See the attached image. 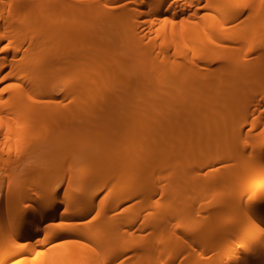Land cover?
Instances as JSON below:
<instances>
[{"label": "bare ground", "instance_id": "1", "mask_svg": "<svg viewBox=\"0 0 264 264\" xmlns=\"http://www.w3.org/2000/svg\"><path fill=\"white\" fill-rule=\"evenodd\" d=\"M0 44V264L16 257L14 264H128L113 260L122 251H101L98 238L116 240L133 227L149 229L127 245L135 257L153 236L173 239L171 251L189 245L182 242L190 227L181 224L182 235L163 230L172 225L169 218L191 224L201 216L192 202L177 206L175 193L184 185L196 192L201 181L179 167L203 151L198 147L207 138L187 135L196 129L210 136L209 149L231 148L227 156L240 164L220 174L240 189L234 197L245 199L229 225L226 218L207 217V231L233 237L216 248L211 264H264V173L258 167L264 136L258 143L259 130L253 132L262 126L264 133V0H0ZM233 109L239 118L231 124ZM158 110L166 122L157 121L168 131L151 137L160 128ZM213 111L222 114L220 129L189 123ZM121 122L127 125L120 128ZM39 128L48 133L23 147ZM55 130L65 135L58 139ZM32 153L39 163L22 167ZM71 155L67 167L77 169L67 177V190L61 164ZM163 163L175 169L160 208L153 198L161 182L155 171ZM31 168H41L33 186L20 176ZM247 168L257 169L247 176L253 185L244 176ZM165 244L153 264H169ZM188 258L186 264H209L201 252Z\"/></svg>", "mask_w": 264, "mask_h": 264}, {"label": "rangeland", "instance_id": "2", "mask_svg": "<svg viewBox=\"0 0 264 264\" xmlns=\"http://www.w3.org/2000/svg\"><path fill=\"white\" fill-rule=\"evenodd\" d=\"M121 7H122L121 5H119V7H113L114 8V11H115V16L116 17H118L119 14L121 13L120 12V11H122ZM112 28H114V26H112ZM117 50H119V52L121 51V53H122V50L121 49H117ZM125 55L126 56H130L129 54H125ZM121 79H123V77L121 78V75H120V78L117 80V82H119V80H121ZM117 85H118V83H117ZM121 91L123 92L124 90L121 89L119 92H121ZM123 94H124V92L121 95H123ZM251 107H252V105H251ZM179 110H177V111H179ZM235 110H234L235 113H233L232 110H231L232 111L231 114H228L227 113L228 116L234 114V115H232V118L233 119H228L229 121L230 120L233 121V123H235L236 122V119L239 118V116H238L239 111L238 110L235 111ZM158 111L160 112V114L158 113V116H157V113L155 114L156 121H157L158 118H160L161 120H163L164 122H166L165 121L166 119L163 116H161V113H163L164 111L163 112L160 111V110H158ZM257 113L258 112H256L255 115ZM172 117H174V116H172ZM230 117L231 116H229L228 118H230ZM174 118L176 119V117H174ZM221 118H222L221 112H214L213 111V112H207L205 114H198V115H196V118H195L197 120H195V119L193 120V118L192 119H189V123L192 126V125H194L196 123L195 121H197L198 123H201L202 125H204L203 121H206V123L210 125L211 130L214 131V130H217V129H220L221 127H223V126L220 125L221 124ZM161 120H160V122H161ZM228 120H226V128L229 130L231 128V126H232L231 125L232 122L230 121L231 124H228V122H229ZM175 121L176 120H174V123H172L171 125H177L178 122H175ZM158 122L159 121H157L155 123L160 124V128H157V131L155 129L156 127H154V129L152 128L153 130L150 128L152 130V132L153 131L159 132L160 130L162 132V130L164 129L163 126L165 125V123L161 122V123L164 124V125L161 126V123H158ZM217 122H219V123H217ZM126 123H127V121H126ZM170 123H171V121H170ZM119 125H121V126H119L120 128H124L127 124H125V122H121V124H119ZM218 125H220V126L216 129V127ZM155 126H156V124H155ZM157 127H159V125ZM167 127H169V126L167 125ZM167 127H166V129H164L165 132L168 131L167 130ZM173 128H171V129H173ZM189 128H191V127H189ZM261 128H262V126H258V127H256V128L253 129V132L254 131L255 132L256 131L258 132V130H259V133H257V134H260L259 135V138H258L259 139L258 143L261 142V140H262V138L264 136L263 130ZM158 129H160V130H158ZM118 130L119 129H117L116 131H118ZM55 131H56V137L58 139H61V137L65 135V132L64 131H61V130H55ZM34 132L35 133H33L32 135H29V137L26 138V139H28V142L27 141L26 142L24 141V143L22 144L23 147L26 146V145H29L31 143V142H29L30 138L33 139L36 136H40L43 133H48L43 128L36 129V130H34ZM120 132H123V129H121ZM124 132H125V130H124ZM120 134H122V133H120ZM149 134H151L150 131H149ZM187 135L190 136L188 138H192V139H195V137H200V136H203V137H205L207 139H208V137L210 138V136H208V133H206L203 129H199V130L196 129L193 132L192 135H190V134H187ZM99 136H101V137H99ZM104 136H106V134H104V133L97 135V137H98L97 140H99V138H100L99 141H101V139L103 140V138H105ZM151 137H155L154 132H153V134H152ZM207 139H205V141L200 145V147H198L199 150H200V148H202V150H203V151L201 150L202 153H197L195 155V157L192 158V161L190 160L189 162H187L188 164L185 162L186 164L184 165L183 162H182L181 163L182 165H179V167L180 166L181 167L182 166H185V167H183V170H186V171L187 170H190V171L194 172V174L195 173L198 174V176L201 179V181L199 180L200 183L198 182L199 185L197 184V186H196L198 189L195 188V190L197 189L196 192H194V190H193V192L186 191V189L184 188V186H185L184 185V186H181L182 188H179L175 192V193H177L176 196L179 199L177 206H181V205L184 206V205H186L187 202H190V203L192 202L193 205H194V207L196 205H197L196 207H199V206L201 207V209H202L201 212H200L201 213V216L202 217L205 216V217L202 218L200 216L199 219H197V221L189 224V223H185L184 221H183V223H181L180 220H178V219H170L167 216L169 218V223L172 222V225L170 224V225H168L169 227L167 226L168 227L167 230L169 229L168 230L169 232L167 230H166L167 231L166 232L165 229L163 230L164 235L165 234L166 235H168V234H171L172 235V233H174V232H172L173 230H175L179 234L181 233V235H182L183 234L182 233L183 232L182 231L183 228L184 227H190V229H192L193 232L192 233H185V237L183 238L185 240H183V241H186V240L187 241L186 242H182V244L184 243V245H185V243L187 244L188 241L191 242V243L190 244L188 243L189 245H185L183 247H175V248H172V251H171V247L168 244H170L169 241L170 240H173V239L169 238V240H167L168 239L167 238L166 240H162V241L158 242V241H156V238H154V236H153L152 237L153 240L151 241L152 244H150L151 246L149 245L148 246L149 248L147 250H146V248H144L143 250L141 249L140 251L138 250L139 252H141V251L142 252L140 254L139 253L136 254V257H135V256H133L134 254L131 255V253H133L134 251H132V249H128L127 248V245H129V243L131 241L139 240V238L142 235V233H146L147 231H149V229H146V231H145V230H142V229H138L136 227H133L131 230H129V232H126L124 234V236L121 235L118 239L112 240V241H106L105 238H104V236L103 235H100L101 238L100 239L98 238V240H99L98 242H99V244H101V246H99L100 249L102 247L101 251H108V252L122 251L123 253L120 252L121 254L119 253L120 255H118L117 257H115V259H113L114 261L115 260L117 261L118 259H120L122 257V259H125V261L128 264H145L146 262L148 264L150 262L153 264V263H155V261L158 260L157 257L160 256L161 254H163L164 251H166L165 250L166 249L165 248L166 246H164V248H163V245L168 242L165 245H168L170 247V250L167 249V251L169 250V251L172 252V256L169 259V264H184V263L186 264L188 262V260L186 261V259H189L188 256H190L191 254H195L196 255V253L198 255V254H200V252L202 253V258H206L208 260L209 264L213 263L217 259L218 255L215 252L216 251V248L218 246H224L227 242L232 241L233 240V237L231 235H229L227 237H221L215 231H207L208 228L207 229L204 228V226L206 225L204 223H205V221L208 218L211 217V216H209L210 214L211 215L214 214L215 217L217 216V218H219V217H220V219L221 218L222 219L226 218L225 220L227 221V224L229 225L230 224L229 221L234 219V215L236 213H238L239 210L241 211L242 205L245 204V201H244L245 199L242 198V197H240V198L234 197V195L237 192H239L240 189L235 188V185L234 186L232 185L233 183L230 184L231 182H229V180L227 181V179L225 178L226 177L225 175H221L220 174L222 171H224L226 169V167L229 168V172L228 173H234L235 170H236V168L240 164V163L237 162L238 161V158L237 159L235 158L237 161L235 159H230L232 157L229 158L227 155L231 156L229 154V153H231L230 151H232L231 148L228 147V151H226L227 148H225L224 146H222V144H217V145H215L213 147L211 146V148L209 149V147H207V142H206ZM146 140L148 141V139H146ZM10 141H11L10 144H9V141H8L7 144L10 145V146H12L13 143H14L13 138H10ZM158 142H159V144L161 143L160 141H158ZM147 143H146V145H147ZM160 147L162 148L161 144H160ZM162 154H163V156H165L164 154H166V153L162 152ZM244 154H245V156H244ZM242 155H243V157H245L244 160H246L248 158L247 156L249 155V151H247L246 149H244L243 152H242ZM27 157L29 159L28 160H25L22 163V167L23 166L24 167L27 166L29 168L33 164H36V163L38 164L39 163V160L40 159L37 160L38 157H36L35 154L32 153V154H30ZM165 158L166 157H162L161 159H159V157H157L156 160L157 161L162 160L161 162H163V160ZM167 158H168V156H167ZM48 160L49 159H45L44 162L47 163ZM71 160H75V156L74 155H71L69 158L63 160V163L61 164V165H63L62 167H65L67 169L66 172H65L64 177L61 179L62 185L65 188H67V190H70V188L68 187V183H67V181H68L67 177H68L69 174L76 172V169H77L76 166L71 167V169L69 167H67V164ZM165 162L166 161H164V163ZM168 162L171 163V161H168ZM236 162H237V164H236ZM157 163H159V162H156V164ZM164 163H163V166H161V167L158 166L160 170H158L157 165L155 166V168H153V169H156L157 168V170L155 171L156 172L155 175H157L158 177L161 178V182H159L160 184L155 185V188H157V192L155 194V197L153 198L154 200H157L158 202H159L158 199L161 200V202L159 203L160 205H158V206H160V208H164L165 203L163 205H161V204H162V201L163 200L165 201V198L167 197V193H168V191L166 192V190H167L166 189L167 188L166 184H168L167 180L171 177V175L173 173V169H175L173 167L174 165L171 166V167H173V169H171L170 167L166 166ZM159 164L162 165V163H159ZM164 165L166 166L165 169H164ZM175 165H178V164H175ZM1 166H2V161H0V167ZM162 167H163V170H161ZM258 167L262 170V173H264L263 172L264 171V163L261 164ZM247 169L245 170V173L244 174H246V175H244V176L248 180V177H250L249 174H251V173H249V171L251 169H249V168H247ZM252 169L253 170H251V172L253 171V173L255 172L254 169L257 171L256 168H252ZM33 170L34 169L31 168V172L29 174H23L24 172H22V174L20 175L21 176V182H23V183H26L27 182L31 186H33V184H34L33 181L35 179L32 180V178H37L39 176L37 171H40L41 172V168H38L37 171L35 170L36 172L33 171ZM181 170L182 169H180V171ZM171 171H172V173H171ZM246 171H248V172H246ZM194 174H192V175H194ZM198 176H196L197 179L199 178ZM160 178H159V181H160ZM16 181L17 180L13 181V183H15ZM137 181H138V183H136L137 185H143L144 184V182L142 183V181H140L139 179H137L135 182H137ZM248 182H249V180H248ZM153 183H154V181H153ZM249 183L252 184V182H249ZM146 184L150 185V186L147 185L149 188H151V186H153L150 183L146 182L145 183V187H147ZM181 185H183V184H181ZM2 190H4V189H2ZM121 190H123V189H121ZM103 192H105V191L102 190L100 193H103ZM233 205H235V206L237 205L238 206V207L235 208L236 209L235 211L233 210ZM191 208H192V206H191ZM150 209L151 210H155L154 207L149 208V210ZM162 210H159L158 212H155L154 214L159 215ZM119 212L116 211V215L115 214L114 215L115 216H119V214L122 213V212H120V213ZM162 212H164V211H162ZM89 216L91 217V214H89L88 217ZM121 217H122V215H121ZM215 217H213V218L216 219ZM181 224L184 225L183 228H182L183 225H181ZM205 229L209 233H206ZM94 231H96L97 233H99V231L97 229H94L93 232ZM170 231L172 233H170ZM161 234H162V231H161ZM180 239H182V238L181 237L178 238V241H182ZM158 244L164 250L159 249L160 247L157 246ZM3 245H5V242L4 241L2 243H0V251L2 250V246ZM156 247H157V249H156ZM133 250H135V249H133ZM130 251H132V252H130ZM135 252H136V250H135ZM160 252H161V254H160ZM94 255L95 256H98L97 253H95ZM128 255H129V257H128ZM130 255H131V257H130ZM186 255H188V256H186ZM154 256H155V258H154ZM161 256L159 258H161ZM166 257H167V255H166ZM112 258H114V257H112ZM153 258L154 259H157V260H154ZM167 258H169V257H167ZM16 261H19V260H17V257L14 258V259H12V260H9L7 263L8 264H11L13 262V264H14ZM159 263H161V262L159 261Z\"/></svg>", "mask_w": 264, "mask_h": 264}, {"label": "snow or ice", "instance_id": "3", "mask_svg": "<svg viewBox=\"0 0 264 264\" xmlns=\"http://www.w3.org/2000/svg\"><path fill=\"white\" fill-rule=\"evenodd\" d=\"M112 7H119V5H113ZM4 51V45L3 44H0V52ZM3 73H0V77H2ZM5 89L3 88H0V91H4ZM96 217H92L91 220H95ZM91 220L87 221V222H90Z\"/></svg>", "mask_w": 264, "mask_h": 264}]
</instances>
